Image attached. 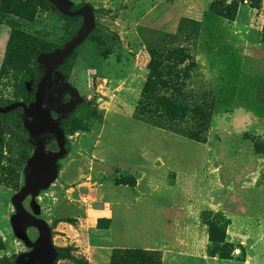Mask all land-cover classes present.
Masks as SVG:
<instances>
[{
	"label": "rangeland",
	"instance_id": "374dc122",
	"mask_svg": "<svg viewBox=\"0 0 264 264\" xmlns=\"http://www.w3.org/2000/svg\"><path fill=\"white\" fill-rule=\"evenodd\" d=\"M55 2L89 5L94 26L68 81L44 62L29 106L23 76L88 16L74 24L47 0H0V259L16 264L45 237L13 202L41 144L63 154L19 203L50 227L65 253L56 264H90L86 231L58 201L78 185L113 193V218L98 221L113 229L109 264L135 249L158 251L161 264H264V0Z\"/></svg>",
	"mask_w": 264,
	"mask_h": 264
},
{
	"label": "crops",
	"instance_id": "0c3cea01",
	"mask_svg": "<svg viewBox=\"0 0 264 264\" xmlns=\"http://www.w3.org/2000/svg\"><path fill=\"white\" fill-rule=\"evenodd\" d=\"M71 189L64 190L58 201L69 204L71 217L81 230L86 231L83 246L85 251L87 249L90 252V264H109L110 254L115 248L113 229L111 225L99 227L98 221L113 218V193L101 185H91L89 188L78 185ZM136 198L138 203H145L143 196L138 195ZM57 229H61L60 224Z\"/></svg>",
	"mask_w": 264,
	"mask_h": 264
},
{
	"label": "water",
	"instance_id": "95a60500",
	"mask_svg": "<svg viewBox=\"0 0 264 264\" xmlns=\"http://www.w3.org/2000/svg\"><path fill=\"white\" fill-rule=\"evenodd\" d=\"M50 1L56 5L57 9L63 15L76 16V15H84L87 13V16H88V26L82 32V34L80 36L76 37L73 41H71L69 44H67L63 48L56 49L50 53H41L38 56V61L41 64H43L44 66H45L44 62L49 61L50 64L54 63L55 64L54 67H56L58 64L62 63L64 61V59L72 53L74 48L91 31V29L94 26V16H93L92 8L89 5H85L81 9L72 12V11H69V10H66V9H63L62 7H60V5L55 2V0H50ZM46 71L48 74L47 67H46ZM56 73L59 74L58 72H56ZM61 78L64 79L62 75H61ZM40 126L41 127L50 126L52 128H56V125L53 123H49L48 120H45L42 123H40ZM58 132H59V138L61 139L62 133H61V131H58ZM62 154L63 153H52L49 151L46 152L43 150L42 145L38 144L35 148L33 156L29 159V162L33 166V172H32L31 178L28 181L27 185L22 190V192L14 198L13 202H14V205L17 209L19 218H22L26 221L41 224V226L43 227L45 237L41 241V243L38 246H36L35 248H33L30 252L19 254L17 259H16V264H24V261H22V258H24V256H27L29 258V262L27 264H35V263H31L32 257L34 255H37L40 257V258L38 257L40 264H53V262L56 260L57 252H56V249L54 248V245L52 242V234H51L50 227L48 226V224L44 220L28 215L22 209L19 201H20V199L24 198L26 193L31 189L32 184L35 181V179H37L38 177H41L42 175H46L47 177L51 175L50 174L51 172L49 171V167L52 166V162L54 160H56L58 157H61Z\"/></svg>",
	"mask_w": 264,
	"mask_h": 264
},
{
	"label": "trees",
	"instance_id": "16d2710c",
	"mask_svg": "<svg viewBox=\"0 0 264 264\" xmlns=\"http://www.w3.org/2000/svg\"><path fill=\"white\" fill-rule=\"evenodd\" d=\"M47 3L49 6H51L58 14H60L63 18L69 20L70 22L77 24L79 21L78 16H66L63 15L56 7V5L51 2L50 0H47ZM78 6L77 8H79ZM76 9V8H74ZM27 37V36H26ZM17 39L16 34H13L11 37V43H14V41ZM56 47L52 48H41L36 55L40 54L41 52L50 51ZM74 53H71L68 57L64 59V61L59 64L56 67V72L61 74L65 81H68L71 74V60L74 57ZM46 77V68L36 59L34 66L25 73L23 76V83L26 85L27 83H30L29 89H28V98L24 102L25 105L33 104L36 98V93L38 92V89L40 87V84ZM20 102H17V106L14 107L15 110L21 109L19 106ZM4 110V109H3ZM28 155L24 153V159L27 160ZM103 219H100L99 221H102ZM209 234L211 237V240H213L216 237V234L214 232V229L210 227ZM218 235V234H217ZM57 252L56 260L53 262V264H56V262L65 257V253L58 247H54ZM18 257V256H17ZM77 264H85L83 260L77 259ZM0 264H14V261H10L8 257H4L0 259ZM110 264H161V259L159 257L158 251L155 252H142L141 250L135 249L133 251L131 250H125V251H115L111 255V262Z\"/></svg>",
	"mask_w": 264,
	"mask_h": 264
},
{
	"label": "flooded vegetation",
	"instance_id": "af4514ba",
	"mask_svg": "<svg viewBox=\"0 0 264 264\" xmlns=\"http://www.w3.org/2000/svg\"><path fill=\"white\" fill-rule=\"evenodd\" d=\"M32 250V249H31ZM30 250V251H31ZM30 251H28V252H30ZM28 252H26V253H28ZM39 256H37V255H34L33 257H32V262L31 263H35V264H40V261H39V258H38ZM17 259V258H16ZM22 261H24V264H27L28 262H29V258L27 257V256H24V258H22Z\"/></svg>",
	"mask_w": 264,
	"mask_h": 264
}]
</instances>
